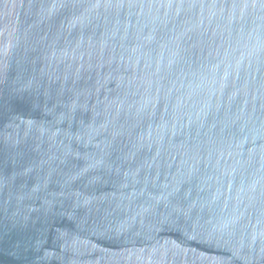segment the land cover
<instances>
[{"label": "water", "instance_id": "1", "mask_svg": "<svg viewBox=\"0 0 264 264\" xmlns=\"http://www.w3.org/2000/svg\"><path fill=\"white\" fill-rule=\"evenodd\" d=\"M0 264H264V0H0Z\"/></svg>", "mask_w": 264, "mask_h": 264}]
</instances>
